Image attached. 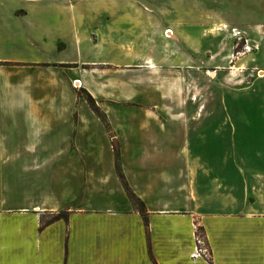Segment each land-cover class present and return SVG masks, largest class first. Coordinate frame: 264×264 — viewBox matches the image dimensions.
<instances>
[{
	"label": "crops",
	"instance_id": "obj_1",
	"mask_svg": "<svg viewBox=\"0 0 264 264\" xmlns=\"http://www.w3.org/2000/svg\"><path fill=\"white\" fill-rule=\"evenodd\" d=\"M259 71L264 0H0V264H264Z\"/></svg>",
	"mask_w": 264,
	"mask_h": 264
},
{
	"label": "rangeland",
	"instance_id": "obj_2",
	"mask_svg": "<svg viewBox=\"0 0 264 264\" xmlns=\"http://www.w3.org/2000/svg\"><path fill=\"white\" fill-rule=\"evenodd\" d=\"M258 76L263 78V71H259ZM223 92L218 90L217 95ZM224 99L225 107L218 106V116L231 115L234 119L236 130L230 140L228 138L231 147L240 148L243 145L252 152L251 155L258 154L259 165L264 167V83L259 81L256 86L241 95H225ZM242 132L247 134L246 138L239 136ZM198 235L201 236V232H198Z\"/></svg>",
	"mask_w": 264,
	"mask_h": 264
},
{
	"label": "trees",
	"instance_id": "obj_3",
	"mask_svg": "<svg viewBox=\"0 0 264 264\" xmlns=\"http://www.w3.org/2000/svg\"><path fill=\"white\" fill-rule=\"evenodd\" d=\"M88 103L90 105V107L95 111V113L98 115V117L105 123H106V119L104 117V115L99 111L98 107L95 104V101L93 100L92 97L88 96L87 97ZM114 157H115V167H116V171H117V175L120 178V181L124 187V190L128 196V198L130 199L131 203L134 205V207L142 214L144 215L145 211H144V205L143 203L139 200V198L134 194V192L130 189V187L128 186L126 180L124 179V175L122 173V170L120 168V164H119V160H118V154H117V149L114 147ZM67 212H58V213H54L51 214L47 217H42L41 218V223L42 225L48 224L50 222H53L59 218H65ZM202 231V227H198L197 228V233Z\"/></svg>",
	"mask_w": 264,
	"mask_h": 264
},
{
	"label": "built area",
	"instance_id": "obj_4",
	"mask_svg": "<svg viewBox=\"0 0 264 264\" xmlns=\"http://www.w3.org/2000/svg\"><path fill=\"white\" fill-rule=\"evenodd\" d=\"M195 241H196V246H195V250L192 256L193 257H196V256L207 257L208 250L206 246L204 245V241L202 237L196 234Z\"/></svg>",
	"mask_w": 264,
	"mask_h": 264
}]
</instances>
